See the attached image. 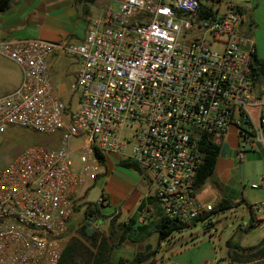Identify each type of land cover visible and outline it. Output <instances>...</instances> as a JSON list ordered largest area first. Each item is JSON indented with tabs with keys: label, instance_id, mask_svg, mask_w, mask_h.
Wrapping results in <instances>:
<instances>
[{
	"label": "built area",
	"instance_id": "built-area-1",
	"mask_svg": "<svg viewBox=\"0 0 264 264\" xmlns=\"http://www.w3.org/2000/svg\"><path fill=\"white\" fill-rule=\"evenodd\" d=\"M207 1L106 4L80 43L57 46L78 62L75 106L48 74L56 44L0 41V55L21 75L0 96V138L11 126L59 134L55 147L29 145L0 169V264H57L76 189L103 172L107 153L137 164L162 214L186 224L213 208L195 199L201 137L222 139L233 128L237 159L254 143L264 149V85L256 95L264 64L252 60L237 6ZM71 138L79 139L74 147ZM249 186L264 188V175ZM250 210L252 223L264 225V200Z\"/></svg>",
	"mask_w": 264,
	"mask_h": 264
},
{
	"label": "rangeland",
	"instance_id": "rangeland-1",
	"mask_svg": "<svg viewBox=\"0 0 264 264\" xmlns=\"http://www.w3.org/2000/svg\"><path fill=\"white\" fill-rule=\"evenodd\" d=\"M106 3L111 4L113 8L116 9L117 2L115 0H106ZM244 27L245 23L240 24L239 28L241 33L244 32ZM61 55L63 57V64H66L64 69L67 70L65 72L64 82L66 93L61 99L75 106L77 99L72 88L76 63L73 61L72 56L70 57L67 53ZM26 130L28 129L8 127L6 132L2 135L0 138V167L3 166L18 149L22 150L29 145L38 143V141L52 139L54 137L53 135L37 132L29 133L30 130L28 132ZM232 132L233 128L228 129L227 134L222 136V139L217 142L220 149L217 158L222 157L224 160H229L231 162L228 176L231 177L230 181L233 183L234 194L239 197L240 193H242L245 203L240 202L236 207L213 213L209 218L203 221H196L189 227L175 230L168 238L160 243L156 240V231L151 228V232L144 237L142 241L132 242L126 240L119 248H114L110 246L114 241V237L109 231L111 228H114L116 223L122 222L124 219L119 218V216H113V224L111 225L110 217H104L101 221L99 218L95 221L93 217L84 214V210H86L87 207H91L87 201L94 203L100 196L101 191L103 193H108L106 188H103L99 183L100 181L96 179L94 184L87 189V201L79 202L77 198L75 199L72 225L63 235L64 246L69 243L74 244L72 259L67 261L66 264H92L93 257L95 256V246H103L105 241H107L110 246L107 259L108 264H134L133 255L136 252L147 251L151 252L149 253L150 256L135 264H234V262H230L229 258H231V256L237 264L246 261L243 253H240L241 255H233L230 253L236 246L246 247L257 244L264 234V225L248 227L249 214L247 210L248 204L264 200V188L252 189L249 186L250 183L256 182L258 176L264 175V159L261 151L255 152L253 155L243 152L240 159H234L233 154L235 155L236 152L237 137ZM78 141V138H71V146H76L79 143ZM256 146H258V150H263L261 144L259 145L258 143ZM72 157L74 163H76V155L73 154ZM122 162L114 165L116 170L125 174L123 176L121 175L122 177L118 176L120 180L129 176L131 179L136 180L137 178L138 182L143 180L147 184L144 173H141L138 168H134L133 170L125 168L122 166ZM114 170L112 171V175L113 177H117L119 173ZM111 180L116 181L115 178H111ZM111 180L108 179V181ZM209 181L210 179L207 178L201 188L195 189V193L197 189L199 191H209L207 199L209 200V204L214 207L216 202L212 200L211 197L216 194L219 189L215 185L211 186ZM91 182L92 181H87L82 185L87 186V184L89 185ZM142 182L140 183L141 186H145V183L143 184ZM138 186L139 185H137V187ZM137 187L135 186L129 194L130 198L135 195V193H139L140 195L138 200H136L133 212H135L139 201L142 199L145 200L146 197L144 193L147 192L146 189L143 191V189L141 190ZM151 193L152 192L148 190V194ZM148 205L153 208L154 211L155 209H159V205L156 201H151ZM102 209L105 210L104 212H107L105 207ZM150 217V220H154L156 217L155 212ZM84 226H88L97 232L95 236L96 242L93 246L89 241L79 236L78 232ZM227 240L228 244H226ZM236 252L239 253L237 250Z\"/></svg>",
	"mask_w": 264,
	"mask_h": 264
},
{
	"label": "crops",
	"instance_id": "crops-1",
	"mask_svg": "<svg viewBox=\"0 0 264 264\" xmlns=\"http://www.w3.org/2000/svg\"><path fill=\"white\" fill-rule=\"evenodd\" d=\"M9 1V6L5 10L0 11V41L6 39L40 38L56 44L50 54L46 57V63L48 74L56 88V93L61 98L66 93L64 82L65 72L67 71L64 69L66 64H63V57L61 54L66 53L57 46L64 43H80L84 37L87 25L101 15L103 7L107 4L106 0H92V2H86L88 6L85 10L82 8L84 0ZM115 1L118 3V0ZM199 1L201 3L208 2L207 0ZM224 2H231L239 9L242 16V23H245L243 33L253 42L252 60L254 63L256 61L258 64H264V0H211V8L222 6V3ZM72 58L76 63L74 71L75 75L78 62L73 56ZM20 76L19 67L9 59L0 55V96L14 90L20 81ZM257 85L256 95L259 96V87L264 85V76L258 78ZM261 112L264 113V105L261 108ZM250 113L252 122L256 123L258 120L257 108L252 106L250 108ZM232 133L235 134L234 130ZM256 144L254 143L251 148L246 149L244 152L253 155V153L261 151L264 159V149L258 150ZM233 158H236L234 154ZM122 160L123 159L119 158V156L112 153H107L104 156L103 172L96 179L100 181V185L103 188L105 187L108 193H103L102 191L100 193V195L102 194L104 196L106 203L105 205L99 206V215L94 217L95 221L99 218L100 221L103 220L104 217L109 218L116 212L119 218L126 220L128 216L133 214L136 200L140 197L139 193H135L131 198L129 197L130 192L135 186L137 187V185H139L137 187L138 189H143V191L146 189L147 192L144 193L145 197L152 196L151 194H148V186L143 180V182H141L143 184L145 183V186H141V182H138L137 178L136 180L131 179L129 176H126L127 178H122V180L118 178V176H123L125 174L116 170L114 165L116 163L120 164ZM122 166L131 170L134 169L123 164ZM230 168L231 162L229 160H224L222 157L216 158L212 172L206 177V179H210L209 183L211 186L215 185L219 189L216 194L212 195L211 199L216 203L221 198L230 202L242 200V202L245 203L242 193H240L239 197L234 194L233 183L230 181L231 177L228 176ZM113 170L119 173L117 174V177H113ZM111 178H115L116 181H112ZM108 179L111 181H108ZM94 181L89 185L87 184V186L80 185L76 189L75 199L77 198L79 202L87 201V189L94 184ZM205 181L197 188H201ZM198 189L195 193V199L202 203H209V200L207 199L209 191H199ZM104 207L107 212H104L105 210L102 209ZM159 211L162 213L160 206ZM153 214V208L148 204H145L141 211L136 214L135 218L137 222L143 223L147 218L150 220V216ZM263 237L264 234L261 239ZM230 262L237 264L234 259L232 261L230 260ZM238 264H264V259H252Z\"/></svg>",
	"mask_w": 264,
	"mask_h": 264
},
{
	"label": "trees",
	"instance_id": "trees-1",
	"mask_svg": "<svg viewBox=\"0 0 264 264\" xmlns=\"http://www.w3.org/2000/svg\"><path fill=\"white\" fill-rule=\"evenodd\" d=\"M86 2H92V0H84V5L82 7L84 10L88 6ZM9 4H10L9 0H0V11L5 10L9 6ZM255 64H258V62L255 61ZM12 127H18V126H11L10 128ZM19 128H22V127H19ZM22 129H25V128H22ZM26 131L28 132L29 130H26ZM29 133H34V132L29 131ZM49 135H53L54 137L52 139H47V140L44 139V140L38 141V143H35V144H41V145H45L48 147H55L57 144L59 134L55 132ZM219 140H221V138L218 136H214V135H210L205 138L201 137L200 140H198V148L200 149L202 153V157H201V162L198 164L194 172V181H193L194 189L199 187L205 181L206 177L212 172L217 155H218V151H219V146L217 143ZM35 144H32V145H35ZM20 151L21 149H18L15 152V154L3 166L0 167V169L4 167ZM122 164L125 166L132 167V168H138L137 164L129 160H123ZM100 196L103 199H105L102 194ZM151 201H155V198H153L152 196H146L145 200L144 199L140 200L133 214L128 216L126 220L116 223L114 228L110 229L109 232L114 237V241L110 245L111 247L119 248L125 240H129L132 242L142 241L144 237H146L151 232L150 231L151 228H153L154 231H156L157 233L156 239L158 243H160L161 241L168 238L173 231L179 230L181 228L189 227L193 225L196 221H203L209 218L211 214L213 213L237 206L238 204H240V202H242V200H238L237 202H230L224 198H221L210 211L200 214L199 216H197L196 218H194L193 220H191L190 222L186 224H180L176 220L166 217L164 214L160 213L159 209H155V211L153 210V213L155 212L156 214V217L154 220H149L147 218L146 221L143 223L137 222L135 218L136 214L139 211H141V209L143 208L145 204H148ZM73 203L74 204L72 208L73 209L72 214L74 213V210H75V206H74L75 200L73 201ZM88 203L89 205H91V207L90 208L87 207L86 210H84L85 211L84 214L89 215L93 218L98 216L99 206L96 205L95 203H90V202ZM247 209L249 212L248 227L255 226V224L252 223V213L250 210V205H247ZM113 216H117V212L114 213L112 217L110 216L109 218L111 225L113 224L112 222ZM72 221H73V218L71 215V217L67 221L66 230L71 228ZM78 233L81 238L85 239L86 241H89V243L92 246L95 244L96 242L95 236L97 232L94 229H91L88 226H84L79 230ZM226 244H228V240L226 241ZM110 246L108 245L107 241L104 242L103 246H100V247L95 246V256L93 257L92 264H108L107 259H108V251L110 249ZM236 250L239 251V253L236 252ZM73 252H74L73 243L66 244L65 246L63 245V248L61 250V254L58 259L57 264H66L67 261H70L72 259ZM149 253L151 252H148V251L147 252H136L133 255V263L134 264L139 263L143 261L144 259H147L150 256ZM240 253H243L245 255L244 257L246 258V261L252 260V259H264V237L254 246H248V247L236 246L235 249L232 250L230 254L238 255ZM229 259L232 261L234 258L231 256V258Z\"/></svg>",
	"mask_w": 264,
	"mask_h": 264
}]
</instances>
